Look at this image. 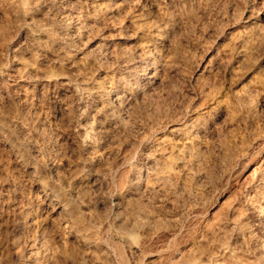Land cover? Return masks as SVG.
Returning a JSON list of instances; mask_svg holds the SVG:
<instances>
[{
    "label": "rangeland",
    "instance_id": "1",
    "mask_svg": "<svg viewBox=\"0 0 264 264\" xmlns=\"http://www.w3.org/2000/svg\"><path fill=\"white\" fill-rule=\"evenodd\" d=\"M1 1L0 100L5 111L19 119L17 127L23 126L30 136L10 83L16 79L27 87L36 85V124L46 129L48 143L44 145L47 169L39 180L20 170L0 148V199L11 196L6 194L4 178L13 173L19 177L15 184L19 198L24 204L29 200L34 204L29 227L18 226V212L0 207V264H34L30 252L36 249L42 252L43 264H164L174 256L186 257L193 264H215L216 260L232 264L228 253L229 239L239 222L235 214L245 204L247 192L264 190L260 145L264 142V0H208L209 6L207 0L201 4L182 0L167 7L142 0L127 17L126 9L113 10V18L103 12V0H43L47 3L34 2L23 17ZM65 6L83 14L88 27L81 35L75 24L63 20ZM96 9H100L97 14ZM154 68L159 73L153 82L149 80ZM137 78L140 87L131 90L130 83ZM66 82L80 89L81 100L66 90ZM113 88L116 95L125 94L122 104L115 96L111 100L105 96ZM79 104L90 109L88 125L100 140L93 152L81 147L75 117ZM113 108L128 123V134L113 122ZM194 139L201 157L197 166L188 154ZM31 140L26 148L30 161L34 160L31 153L43 145ZM90 158L93 165L84 167ZM154 160L169 166L172 173L175 169L172 184L166 181L165 191L161 185L144 181L143 189L156 190L151 199L128 192L129 183L124 181L130 180V166L139 163L147 170ZM40 183L56 186L60 202L71 203L75 215H60V204L49 202ZM139 220L147 225L136 224Z\"/></svg>",
    "mask_w": 264,
    "mask_h": 264
},
{
    "label": "bare ground",
    "instance_id": "2",
    "mask_svg": "<svg viewBox=\"0 0 264 264\" xmlns=\"http://www.w3.org/2000/svg\"><path fill=\"white\" fill-rule=\"evenodd\" d=\"M3 2H8V4L10 5V7L12 8V11H14V13L16 15H23L26 13V10L29 9L31 7V5H33L34 7V2H37V3H44L45 1H47L48 3H55L57 2V0H45L44 2H42L43 0H2ZM1 1V2H2ZM59 1V0H58ZM140 1L142 0H103L104 2V11L103 12H106V13H109L111 16H108L110 18H113L115 16H113L111 13L113 12V10H116V11H121L122 9H126V13L125 14V17L126 14H130L132 12L133 9H135L137 6V3H140ZM153 1V0H152ZM156 3L158 4V6L162 7V5H169L171 3H179V2H183L182 0H155ZM187 0H185L183 3L186 4ZM192 1V0H191ZM194 1V0H193ZM192 1V3H193ZM199 2V4L203 3V0H197ZM196 1V2H197ZM251 1V0H250ZM46 2V3H47ZM189 2V0H188ZM206 2V0H205ZM208 2L210 3V1L207 0V3L206 5H208ZM44 3V4H46ZM176 3V4H177ZM221 3V2H220ZM227 3V2H226ZM225 3V4H226ZM236 3V2H234ZM243 3V2H242ZM43 4V6H44ZM93 4V3H92ZM198 4V5H199ZM224 4V3H222ZM37 5H41V4H37ZM96 5V4H94ZM148 5V4H147ZM180 5V4H178ZM182 5V4H181ZM196 5V3H195ZM231 5V4H230ZM46 6V5H45ZM101 6H103V4H101ZM125 6V8L123 7ZM193 6V5H192ZM224 6V5H223ZM126 7H129L128 9ZM158 7V8H159ZM167 7V6H166ZM175 7V6H174ZM179 7V6H178ZM185 7V6H184ZM187 7V6H186ZM190 7V6H189ZM198 7V6H197ZM239 7V6H237ZM64 8V7H62ZM171 8V7H170ZM206 8V7H204ZM219 8V7H218ZM217 8V9H218ZM222 8V7H221ZM37 9V8H36ZM100 9H102L100 7ZM99 9V10H100ZM138 9V8H136ZM164 9V8H163ZM162 9V10H163ZM173 9V8H172ZM181 9V8H180ZM189 9V8H187ZM224 9V8H223ZM234 9V8H233ZM5 10V9H4ZM78 10V9H77ZM97 10V9H96ZM96 11L95 14L98 13V11ZM169 10V9H168ZM167 10V11H168ZM174 10V9H173ZM244 10V8H243ZM138 11V10H137ZM160 11V10H159ZM170 11V10H169ZM222 11V9H221ZM236 11V9H235ZM94 12V11H93ZM100 12V11H99ZM207 12V10H206ZM210 12V11H209ZM233 12V11H232ZM239 12V11H238ZM237 12V13H238ZM243 12V11H242ZM3 13V12H2ZM13 13V12H12ZM29 13V12H28ZM118 13V12H117ZM134 13V11H133ZM163 13V12H162ZM169 13V12H168ZM171 13V12H170ZM177 13V12H176ZM183 13V12H182ZM5 16H6V19H7V15H9L8 13H4ZM101 14V13H100ZM122 14V13H121ZM187 14V13H186ZM189 14V13H188ZM215 14V13H214ZM242 14V13H241ZM252 14V13H251ZM64 17L63 20L65 22H68V25L70 24H75L76 25V32L77 34L81 35V32L83 33L84 31V28L85 27H88L87 24H84L83 22V14L73 9H68L67 6H65L64 8V13H63ZM132 15V14H131ZM140 15V14H139ZM185 15V14H184ZM234 15H236L234 13ZM12 16V15H11ZM22 16V17H23ZM98 16V15H97ZM156 16V15H155ZM167 16V15H166ZM172 16V15H171ZM251 16V15H250ZM168 17V16H167ZM182 17V16H181ZM247 17V16H246ZM103 18V17H102ZM118 18V16H117ZM142 18V17H141ZM146 18V17H145ZM248 18V17H247ZM124 19V18H123ZM122 19V20H123ZM138 19V17H137ZM182 19V18H181ZM230 19V18H229ZM113 20V19H112ZM117 20V19H116ZM126 20V19H125ZM185 20V19H184ZM200 20V19H199ZM232 20V19H231ZM133 21V20H132ZM138 21V20H137ZM163 21V20H162ZM248 21V20H247ZM169 22V21H168ZM183 22V21H182ZM221 22V21H220ZM256 22V21H255ZM167 23V21H166ZM172 23V22H171ZM223 23V22H222ZM257 23V22H256ZM140 24V23H139ZM176 24V23H175ZM226 24V22H225ZM147 25V24H146ZM256 25V24H255ZM117 26V25H116ZM138 26V25H137ZM154 26V25H152ZM178 26V25H177ZM222 26V25H221ZM134 27V26H132ZM142 27V26H141ZM227 27V26H225ZM252 27V26H251ZM250 27V28H251ZM68 28V27H67ZM135 29V28H134ZM147 29V28H146ZM157 29V28H156ZM219 29H223V28H219ZM248 29V28H247ZM254 29V28H253ZM83 30V31H82ZM132 30V29H131ZM136 30V29H135ZM152 30V29H151ZM158 30V29H157ZM160 30V29H159ZM165 30V29H164ZM172 30V29H171ZM226 30V29H225ZM246 30V28H245ZM245 30H244V33H245ZM249 30V29H248ZM126 31V30H125ZM223 31V30H222ZM195 32V31H194ZM224 32V31H223ZM222 32V33H223ZM256 32V31H255ZM138 33V32H137ZM189 33V32H188ZM254 33V32H253ZM257 33V32H256ZM5 34V33H4ZM151 34V33H150ZM155 34V33H154ZM182 34V33H181ZM221 34V33H220ZM232 34V33H231ZM243 34V33H242ZM252 34V33H251ZM260 34V33H259ZM184 35V33H183ZM182 35V37H183ZM132 36V35H131ZM178 36V35H177ZM233 36V35H232ZM250 36V35H249ZM2 37V36H1ZM173 37V36H172ZM174 37H176L174 35ZM179 38V37H178ZM259 38V37H257ZM177 39V38H176ZM174 40V38H173ZM231 40V39H230ZM240 40V39H239ZM253 40V39H252ZM158 41V40H157ZM176 41V40H175ZM244 41V40H243ZM6 42V41H5ZM256 42V41H255ZM254 42V43H255ZM261 42V41H260ZM263 42V41H262ZM4 43V42H3ZM245 43V42H244ZM253 43V42H252ZM171 44V43H170ZM261 44V43H260ZM259 44V45H260ZM106 45V44H105ZM140 45V44H139ZM245 45V44H244ZM262 45V44H261ZM254 46V45H253ZM252 46V47H253ZM232 47V46H231ZM245 47V46H244ZM248 48V47H247ZM259 48V47H258ZM263 48V47H262ZM104 49V47L102 48H99V49H95L92 51V54H96L98 51H102ZM227 49V47H226ZM218 50V49H217ZM255 51V49L253 50ZM238 52V51H237ZM249 52V51H248ZM103 53V52H102ZM149 53V52H148ZM99 54V53H98ZM111 54V53H110ZM229 54V53H228ZM148 55V54H147ZM239 55V54H238ZM250 55V53H249ZM220 56V55H219ZM247 56V54L245 55ZM249 57V56H248ZM235 58V57H233ZM150 62V61H149ZM241 62V61H240ZM244 62V61H243ZM155 63V62H153ZM152 63V64H153ZM170 63V62H169ZM167 64V63H166ZM176 65V64H175ZM239 65V64H238ZM242 65V64H241ZM155 66V65H154ZM148 68V67H147ZM225 68V67H224ZM154 72L153 74L151 75L150 77V80L149 81H155L156 77H157V68H154L153 69ZM225 70V69H224ZM239 70V69H237ZM145 71V69H144ZM228 71V70H227ZM234 71V70H232ZM220 72V71H219ZM145 73V72H144ZM143 73V74H144ZM159 73V72H158ZM231 73V72H230ZM217 74V73H216ZM145 76V75H144ZM241 76V75H240ZM23 77V76H21ZM159 77V76H158ZM237 77V76H236ZM31 78V77H30ZM35 78V77H34ZM47 78V77H46ZM135 78V76H134ZM234 78V77H233ZM44 79V78H43ZM48 79V78H47ZM140 80V78H139ZM138 78L137 79H134L132 80L133 82L130 83V89L132 90V87L133 89H139L140 87V84L141 82H139ZM232 80V79H231ZM14 82L13 83H10V87L14 89V96H15V101L19 104V107H20V119L21 121H25L29 126V131L27 132H31L30 136L27 135L25 132L26 131H23L22 127L21 128H18L17 125L19 124V119L18 118H14V117H11L9 115L8 112L5 111V109L3 108V105H2V102L0 100V148H2V152H5V154L8 156V158L10 160H13L16 162V164L19 165V168L20 170H22L23 172H25L26 174H28L31 178L33 179H38L40 178L41 174L43 171H46V164H45V160L47 159L45 156H46V153H45V146L44 145H47L45 144V142H47V136L45 135V133L43 132V130L45 129L43 127V129L41 128V126L37 125L36 123L39 122L38 119H35V116L37 115V110L34 111V100L36 99V97L34 98V93L37 91V86L36 85H32L31 87H27L26 84L23 83V81H17L16 79L13 80ZM128 81V80H127ZM153 81V82H154ZM202 82V81H201ZM9 83V82H8ZM66 84L67 88L66 90L68 89V91L72 94L75 95L76 98L79 97V90L75 87V86H71L70 84H68L67 82L64 83ZM152 84V82H151ZM232 84V83H231ZM129 85V84H128ZM78 86V85H77ZM202 86V85H200ZM210 87V86H209ZM248 87V86H247ZM11 90V89H10ZM250 90V89H249ZM116 89L113 88V89H107L105 91V96H107L109 99L113 98L114 96L116 97V101H118V103L122 104L124 102L123 98H124V95L123 96H119V95H116ZM212 91V90H211ZM252 91V90H251ZM257 91V90H256ZM138 92V91H137ZM208 92V91H207ZM249 92V91H248ZM9 93V92H8ZM12 93V91L10 92ZM218 93V92H217ZM237 93V92H236ZM242 93V92H241ZM143 94V93H142ZM255 94V93H254ZM262 94V93H261ZM13 95V94H12ZM37 96V95H36ZM252 96V95H251ZM255 96V95H253ZM260 96V95H259ZM144 97V96H143ZM131 98V97H130ZM147 98V97H146ZM149 98V97H148ZM263 98V97H262ZM110 99V100H111ZM115 99V98H114ZM78 100H81V98H78ZM237 100V99H236ZM240 100V99H239ZM254 100V99H252ZM251 100V101H252ZM12 101V99H11ZM14 101V100H13ZM12 101V102H13ZM14 101V102H15ZM38 101V100H37ZM231 101V100H230ZM244 101V99H243ZM4 102V101H3ZM36 102V101H35ZM40 102V101H39ZM234 102V101H233ZM242 102V101H241ZM254 102V101H253ZM252 102V103H253ZM83 103V102H82ZM239 103V102H238ZM15 104V103H14ZM37 104V103H35ZM109 104V102H108ZM241 104V103H240ZM259 104V103H258ZM106 105V104H105ZM156 105V104H155ZM245 105V104H244ZM112 106V105H111ZM240 106V105H239ZM7 107V106H6ZM113 107V106H112ZM156 107V106H155ZM36 108V107H35ZM91 108V107H90ZM235 108V107H234ZM255 108V107H254ZM8 109V108H7ZM196 109V108H194ZM199 109V108H198ZM256 109V108H255ZM264 109V108H263ZM262 109V110H263ZM9 110V109H8ZM7 110V111H8ZM220 110V109H219ZM16 111V110H15ZM124 111V110H123ZM233 111V110H232ZM162 112V111H161ZM231 112V111H230ZM17 113V111H16ZM16 113L14 116H16ZM90 109L83 105L81 106V104H79L78 106V114L75 116L76 117V120L78 122L76 123H79L78 125V128H79V132H78V135H79V138H80V141L82 143L81 147L83 149V151H95L97 150V148H99V141L98 138L96 136L93 135V128L89 127V123L87 121V118L88 116L90 115ZM110 115L112 116L113 118V122L116 124H120L122 129L126 132V134H128L127 132H130L128 131L129 129L127 128V126L129 125H125L124 123V118L122 117V115L117 111V110H114V108L112 110H110ZM232 113V112H231ZM13 114V113H12ZM161 114V113H159ZM256 114V113H255ZM243 115V114H242ZM39 116V115H38ZM110 116V117H111ZM233 116V115H232ZM252 116V115H251ZM41 117V116H39ZM236 117V116H235ZM45 118V117H44ZM108 118V117H107ZM111 118V119H112ZM18 119V120H16ZM42 119V118H41ZM46 119V118H45ZM48 119V118H47ZM52 119V118H51ZM158 119V118H157ZM197 119V118H196ZM159 120V119H158ZM248 120V119H247ZM245 120V121H247ZM41 121V120H40ZM44 121V120H43ZM111 121V120H109ZM133 121V120H132ZM231 121V120H230ZM244 121V122H245ZM47 122H50L49 120ZM127 122V120L125 121ZM160 122V121H159ZM162 122V121H161ZM241 122H242V119H241ZM253 122V121H252ZM41 123H44V122H41ZM51 123V122H50ZM247 123V122H246ZM113 124V123H112ZM130 124V123H129ZM154 124V123H153ZM168 124V122H167ZM22 125V124H21ZM20 125V126H21ZM44 125V124H43ZM93 125V124H92ZM119 125V126H120ZM169 125V124H168ZM216 125V124H215ZM256 126V125H255ZM263 126V125H262ZM24 127H25V124H24ZM209 127V126H208ZM251 127V126H250ZM190 128V127H189ZM216 128V127H215ZM222 128V126H221ZM252 128V127H251ZM250 128V130H251ZM260 128V127H258ZM119 129V128H118ZM121 129V130H122ZM167 129V128H166ZM179 129V128H178ZM183 129V128H182ZM181 129V130H182ZM190 129H193V126L191 125V128ZM256 130V128H253ZM262 129V128H261ZM27 130V129H26ZM46 130V129H45ZM176 130V129H175ZM249 130V131H250ZM95 131V130H94ZM188 131V129L186 130ZM192 131V130H191ZM218 130H216L217 132ZM237 131V130H236ZM259 132V131H258ZM257 132V133H258ZM234 133V132H233ZM264 133V132H262ZM262 133H261V136H262ZM99 134V133H98ZM101 134V133H100ZM130 134V133H129ZM189 134V133H188ZM219 134V133H218ZM217 134V135H218ZM221 134V133H220ZM245 134V132L242 133V135ZM191 135V134H190ZM195 135V134H194ZM224 135V134H223ZM251 135V134H250ZM257 135V134H256ZM131 136V135H130ZM196 136V135H195ZM244 136V135H243ZM260 136V135H259ZM237 137V136H236ZM235 137V138H236ZM251 137V136H250ZM249 137V138H250ZM194 138V137H193ZM196 138V137H195ZM242 138V137H241ZM248 138V137H247ZM255 138V137H254ZM31 139H35V141L37 143H42L43 145L42 146H37L35 152H33V154L31 153L30 156H32V161H30V158H28L27 156V151H26V148L28 146V143L29 141L30 142H33V140ZM131 139V138H130ZM191 139V138H190ZM198 139V138H197ZM222 139V138H221ZM244 139V138H243ZM261 139V138H260ZM50 140V139H48ZM196 139H194L192 141V148L193 150H190V152H188V154L190 153V157H191V160L192 161L191 163H195L198 164L197 162L200 161V152H198L199 150L197 149V151L195 150L198 146L197 142L195 141ZM204 140V139H203ZM214 140V139H213ZM239 140V139H238ZM237 140V141H238ZM245 140V139H244ZM212 141V140H211ZM221 141V140H220ZM234 141V140H233ZM249 141V140H248ZM252 141V140H251ZM50 142V141H49ZM142 142V141H141ZM206 142V141H205ZM230 142V141H229ZM255 142V141H254ZM48 143V142H47ZM102 143V142H100ZM215 143V142H214ZM244 143V141L242 142ZM33 145V144H32ZM31 145V146H32ZM36 145V143H35ZM34 145V146H35ZM38 145V144H37ZM103 145V144H102ZM260 145L262 146V149L264 150V142L261 141L260 142ZM57 146V145H56ZM55 146V147H56ZM239 146V145H238ZM50 147V146H49ZM101 147V146H100ZM188 147V146H187ZM252 147V146H251ZM31 148V147H30ZM47 148V147H46ZM57 149V148H56ZM81 149V150H82ZM187 149V148H186ZM200 149V148H199ZM58 150H61L60 147L58 146ZM195 150V151H194ZM82 151V152H83ZM187 151V150H186ZM189 151V150H188ZM2 152H1V156H2ZM47 152V151H46ZM61 153V151H60ZM185 153V152H184ZM235 153V152H234ZM261 153V152H260ZM4 154V153H3ZM58 154V153H57ZM90 154V152H89ZM186 154V153H185ZM184 154V155H185ZM204 154V153H203ZM211 154V153H210ZM29 155V154H28ZM147 155V154H146ZM0 156V158H1ZM5 156V155H4ZM203 156V155H202ZM151 157V155H150ZM180 157V158H179ZM177 157L179 160L181 159V155ZM186 157V156H185ZM188 157V156H187ZM226 157V156H225ZM4 158V157H3ZM7 158V159H8ZM189 158V157H188ZM5 159V160H7ZM101 159V158H100ZM155 159V158H154ZM158 159V158H157ZM183 159V158H182ZM204 159V158H203ZM3 161H5L4 159H2ZM86 160V159H85ZM177 160V159H176ZM185 160V159H184ZM231 160V159H230ZM188 161V160H187ZM226 161V160H225ZM202 162V161H201ZM206 162V161H205ZM244 162V161H243ZM4 163V162H3ZM94 161L93 159H88L86 162H84V167L86 168H90L92 165H93ZM162 163V162H161ZM174 163V162H173ZM186 163V162H185ZM14 164V163H13ZM188 164V162H187ZM205 164V163H204ZM178 165V164H177ZM182 165V164H181ZM184 165V164H183ZM227 165V164H226ZM174 166V165H173ZM197 166V165H196ZM200 166V165H199ZM131 167V177H130V180L129 182L127 181H124L126 182V184H128V192H131L133 195L136 194V196L138 197H148V199H151L155 194V191L153 190V188H147L146 186V189H143L142 188V184L144 183V181H148L149 183H153V185L155 184H158V185H163L166 181L169 182V180L172 178V174L175 173V169H174V173H172L171 170H167L168 167H164L163 165H160L159 162L157 160H154L152 162V164L148 167L147 170L144 169L145 166H143L142 164H133ZM184 167V166H183ZM188 167V166H187ZM202 167V166H201ZM261 168V167H260ZM51 169V168H50ZM129 169V168H128ZM171 169V168H170ZM200 169V168H199ZM19 170V171H20ZM85 170H88L89 169H85ZM179 170V169H176V171ZM7 171V170H6ZM12 170H10L11 172ZM126 171V170H125ZM199 171V170H198ZM260 171V170H259ZM179 172V171H178ZM201 172V170H200ZM21 173V171H20ZM123 173V172H122ZM192 173V172H191ZM203 173V171H202ZM206 173V171H205ZM263 173V172H262ZM7 174V173H6ZM13 174V173H12ZM12 174H7L5 175L6 177L4 178V181L5 183L8 184V188H6V194L8 195H11L9 196L8 200L5 199V198H2V200L0 199V207L3 205H6V206H9L8 209H11L14 213H17L18 215V218H17V224L18 226H24V227H29L31 226V220L29 219V214L31 212V208H33V203L29 200L28 203L24 204V202L19 198L20 196L18 195V191L15 187V184L18 182V178L17 176L15 175H12ZM22 174V173H21ZM20 174V175H21ZM190 174V173H189ZM264 174V173H263ZM18 175V174H17ZM129 175V174H128ZM126 175V176H128ZM115 176V175H114ZM175 176H176V173H175ZM208 176V175H207ZM193 177V176H192ZM259 177V176H258ZM188 178V177H187ZM207 178V177H206ZM261 178V177H260ZM55 179V178H54ZM104 179V178H103ZM262 179H264V177H262ZM37 180V181H38ZM61 180V179H60ZM100 180V179H99ZM178 180V179H177ZM183 180V179H182ZM253 180V179H252ZM20 181V179H19ZM32 181V180H31ZM172 180H170V183H171ZM12 182V184H10ZM42 182V181H41ZM58 182V181H57ZM100 182V181H99ZM119 182V181H118ZM124 182H123V185H124ZM167 182V185H170L169 183ZM187 182V181H186ZM148 183V184H149ZM182 183V182H181ZM42 184V183H40ZM145 184V183H144ZM172 184V183H171ZM190 184V183H189ZM51 185H54V184H51ZM176 185V184H175ZM178 185V184H177ZM176 185V186H177ZM203 185V184H202ZM260 185V184H259ZM263 185V184H262ZM126 186V185H125ZM166 186V185H164ZM162 186V188L164 187ZM171 186V185H170ZM175 186V187H176ZM190 186V185H189ZM42 187L44 188V192L47 196V198L50 199V203L53 202V201H56L60 204V211H59V214L60 215H66V216H72L74 214L75 211L73 210V207H72V204L71 203H64L62 204L63 202H60V195H59V190H57L54 186H48V185H45V184H42ZM260 187V186H259ZM264 187V186H263ZM173 188V187H172ZM167 189V187L165 188ZM164 188L162 190H165ZM170 189V187H169ZM161 190V192H162ZM5 191V190H4ZM160 190L158 189L157 192H159ZM166 191V190H165ZM175 191V190H174ZM2 193V191H1ZM63 193V192H62ZM184 193V192H183ZM186 193V192H185ZM24 195V194H23ZM64 195V194H63ZM159 195H160V192H159ZM159 195H156V196H159ZM163 195V194H161ZM165 195V194H164ZM163 195V196H164ZM170 195V194H169ZM176 195V194H175ZM174 195V196H175ZM187 195V194H186ZM245 195V194H244ZM155 196V197H156ZM173 196V197H174ZM6 197V196H5ZM134 197V196H133ZM171 197V196H170ZM123 198V197H122ZM137 199V198H136ZM166 199V198H165ZM245 204L239 208L238 210V214L235 216L238 218V223L235 224L234 226V231H233V235H232V231L230 236L232 235V238H228L230 240V244L232 245V247L230 248V252L228 253L229 257L233 260V262H231L232 264H264V190L261 189H255L251 192H247L246 195H245ZM122 200V199H121ZM127 200V199H126ZM164 200V199H163ZM174 200V199H173ZM111 201V200H110ZM136 201V200H135ZM156 201V200H155ZM189 201V199H188ZM72 202V201H71ZM130 202V201H129ZM139 202V201H138ZM152 202V201H151ZM154 202V201H153ZM152 202V203H153ZM168 202V201H167ZM173 202V201H172ZM121 203V202H120ZM134 203V202H133ZM156 203V202H155ZM52 204V203H51ZM129 204V203H128ZM131 204V203H130ZM143 204V203H142ZM154 204V203H153ZM152 204V205H153ZM240 204V203H239ZM243 204V203H242ZM126 205V204H125ZM139 205V204H138ZM151 205V206H152ZM160 205V204H159ZM53 206H55V204H53ZM116 206V205H115ZM143 206V205H142ZM155 206V205H154ZM162 206V205H161ZM172 206H175V205H172ZM149 207V206H148ZM237 207V206H236ZM150 208V207H149ZM156 208V206H155ZM157 208H159L157 206ZM173 208V207H172ZM176 208V207H175ZM178 209V208H177ZM176 209V210H177ZM34 210V209H33ZM163 210V209H162ZM170 210V209H168ZM174 210V209H173ZM74 211V212H73ZM142 211V210H141ZM160 211V210H159ZM248 211L250 212V216L248 214L247 216V213ZM149 212V211H148ZM171 212V211H170ZM73 213V214H72ZM145 213V212H144ZM152 213V212H151ZM163 213V212H162ZM81 214V213H80ZM149 214V213H148ZM160 214H161V211H160ZM171 214V213H170ZM1 215V214H0ZM75 215V214H74ZM128 215V214H127ZM132 215V214H131ZM159 215V214H158ZM176 215V214H175ZM188 215V214H187ZM167 216V215H166ZM234 216V217H235ZM77 217V216H75ZM146 217H147V213H146ZM152 216H150L151 218ZM157 217V216H156ZM219 217V216H217ZM66 218V217H65ZM163 218H165L163 216ZM184 218V217H183ZM192 218V217H191ZM125 219V218H124ZM149 219V217H148ZM176 219V217H175ZM181 219V218H180ZM154 220V219H152ZM159 220V219H158ZM166 220H169L166 219ZM223 220V219H222ZM173 221H175L173 219ZM178 221V219L176 220ZM175 221V222H176ZM181 221V220H180ZM185 221V220H184ZM154 222V221H153ZM170 222V221H169ZM147 222L146 221H140L137 222L136 224H139L140 226L144 227ZM128 225V223H126ZM188 224V223H187ZM149 225V224H148ZM152 225V224H151ZM170 225V224H169ZM175 225V224H174ZM208 225V224H207ZM213 225V224H212ZM225 225V224H224ZM132 226V225H131ZM222 226V225H221ZM158 227V226H157ZM216 227V226H214ZM219 227V226H218ZM130 228V227H129ZM147 228V227H146ZM217 228V227H216ZM132 229V227H131ZM179 229V228H178ZM157 230V229H156ZM214 230V229H213ZM218 230V229H217ZM150 231V230H149ZM176 231V230H175ZM181 231V230H180ZM152 232V231H151ZM219 232V231H218ZM142 233V232H141ZM140 233V234H141ZM145 233V232H144ZM157 233V232H156ZM206 234V233H204ZM203 234V236H204ZM95 235V234H94ZM111 235V234H110ZM152 235V234H151ZM154 235V234H153ZM152 235V236H153ZM210 235V234H209ZM226 235V234H225ZM131 238L132 239H137V237L134 235V234H131ZM176 236V235H175ZM211 236V235H210ZM147 237V236H146ZM149 237V236H148ZM158 237V236H157ZM209 237V236H208ZM214 237V235H213ZM218 237V236H217ZM221 237V236H220ZM229 237V236H228ZM97 238V237H96ZM207 238V237H206ZM225 238V237H223ZM150 239V238H149ZM219 239V238H218ZM224 240V239H222ZM225 240L227 241V239L225 238ZM224 240V243H226V241ZM212 241V239H211ZM200 242V241H199ZM218 242V241H217ZM213 243H214V240H213ZM216 243V242H215ZM140 244V242H139ZM146 244V243H144ZM151 244V243H150ZM207 244V243H206ZM209 244V243H208ZM220 244V243H219ZM227 244V243H226ZM215 245V244H214ZM217 245V244H216ZM202 246V245H201ZM211 246V245H210ZM156 247V246H155ZM170 247V246H169ZM205 247V246H204ZM229 247V246H228ZM200 248V247H199ZM198 249V248H196ZM207 249V248H206ZM211 249V248H210ZM213 249V248H212ZM203 250V249H202ZM205 250V248H204ZM195 251V250H194ZM197 251V250H196ZM199 251V250H198ZM211 251V250H210ZM224 251V250H223ZM135 252V251H134ZM32 255H34V264H43V259H42V252L41 250L39 249H36V250H33L32 252H30ZM136 253V252H135ZM201 253V251H200ZM152 254V253H151ZM184 254V253H182ZM194 254V253H193ZM196 254V252H195ZM211 254V253H210ZM221 254V253H220ZM191 255V254H190ZM202 255V254H201ZM209 255V254H208ZM224 257H226L225 254H222ZM42 256V257H41ZM147 256V255H146ZM150 256V255H149ZM163 256V255H162ZM199 256V255H198ZM209 257V256H208ZM228 257V258H229ZM97 258V257H96ZM139 258V257H138ZM211 258V257H210ZM209 258V259H210ZM212 259V258H211ZM228 260V259H227ZM102 261V260H101ZM106 261V260H105ZM204 261V260H203ZM218 260H216V263L215 264H226V263H223V262H217ZM229 261V260H228ZM231 261V260H230ZM206 262V261H205ZM47 264V263H46ZM164 264H193L190 262V260L186 257H179V256H174V257H171L169 259H167L165 261ZM200 264V263H199ZM203 264V263H201Z\"/></svg>",
    "mask_w": 264,
    "mask_h": 264
}]
</instances>
